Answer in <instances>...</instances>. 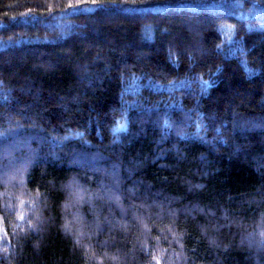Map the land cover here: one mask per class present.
Listing matches in <instances>:
<instances>
[{
  "label": "trees",
  "instance_id": "trees-1",
  "mask_svg": "<svg viewBox=\"0 0 264 264\" xmlns=\"http://www.w3.org/2000/svg\"><path fill=\"white\" fill-rule=\"evenodd\" d=\"M263 11L0 0V264H264Z\"/></svg>",
  "mask_w": 264,
  "mask_h": 264
},
{
  "label": "rangeland",
  "instance_id": "rangeland-1",
  "mask_svg": "<svg viewBox=\"0 0 264 264\" xmlns=\"http://www.w3.org/2000/svg\"><path fill=\"white\" fill-rule=\"evenodd\" d=\"M263 12H264V11H263ZM263 15H264V13H263ZM263 15L260 14L259 16H263Z\"/></svg>",
  "mask_w": 264,
  "mask_h": 264
}]
</instances>
